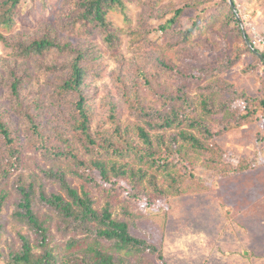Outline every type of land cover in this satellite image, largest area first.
Segmentation results:
<instances>
[{
    "label": "trees",
    "instance_id": "1",
    "mask_svg": "<svg viewBox=\"0 0 264 264\" xmlns=\"http://www.w3.org/2000/svg\"><path fill=\"white\" fill-rule=\"evenodd\" d=\"M136 1L63 0L59 6L57 0H0V41L13 50L15 58L5 63V75L0 73V88L8 91L11 106L9 117L0 109V213L11 194L10 186L17 194L13 219L32 234L30 238L19 233L17 248L10 247L5 255L0 250V264H129L120 253L141 257L139 264H154L145 255L156 256L164 264L161 250L133 232L131 211L122 210L121 220L107 202L98 209V199L119 196L121 201L137 203L144 199L146 205L154 204L146 195V188H139L143 180L161 197L180 195L194 178L186 148L209 154V167L206 166L218 171L216 174L246 168L229 164L224 167L227 171L220 169L225 161L214 141L227 133L232 124L257 121L255 114L264 111V96L251 98L238 93L234 85L217 77L223 67L210 70L191 65L190 41L204 36L220 17L222 30L233 32L243 44L240 53H251L264 63V52L259 50L264 48L248 46L242 37V21L235 15L237 0H179V7L162 9L157 17L161 22L156 27L145 23L142 43L137 28L129 30V47H135L134 52L144 62L131 60L128 70L137 79L131 81L133 94L125 101V110L135 120V140L129 136L128 126L121 124L114 98L107 97L103 104L106 120L96 119L88 90L89 83L102 74L100 71L91 76L90 70L104 67L98 48L90 42L83 45L61 37L65 34L89 40L99 35L106 50L115 51L120 45V29L113 26L109 17L121 14L127 19V5ZM159 4V0H147L151 12ZM203 5L205 9L188 18L191 23L187 27L184 14L197 12ZM28 14L36 15L34 20H42L33 35L36 38L26 33H15L17 38L6 35L21 16ZM151 16L149 13L144 21ZM151 33L178 39L184 45L180 55L189 61L174 63L147 47L143 49ZM248 39L250 42L249 36ZM51 51L65 56L66 61L46 65L39 57ZM18 58L22 59L19 64ZM112 58L117 63V57ZM236 60L226 61L224 70ZM31 66L36 73L49 74L48 81L53 82L48 105L37 97L30 99L27 91L26 95L22 92L31 77ZM155 72L167 75L175 84L154 88L152 85L159 83L154 82ZM115 79L123 85L119 75ZM189 86L196 89L197 99L187 92ZM157 101L160 109L152 105ZM12 114L23 121V128L11 125ZM22 146L51 166L38 167L40 175L21 173ZM179 156L188 173L182 174L183 168L177 174L172 171L178 167L174 160ZM160 175L168 181V193L159 188ZM124 179H128V187L121 183ZM49 184L53 189H46ZM55 232L62 237L60 243L53 242Z\"/></svg>",
    "mask_w": 264,
    "mask_h": 264
},
{
    "label": "rangeland",
    "instance_id": "2",
    "mask_svg": "<svg viewBox=\"0 0 264 264\" xmlns=\"http://www.w3.org/2000/svg\"><path fill=\"white\" fill-rule=\"evenodd\" d=\"M57 1L60 6L63 0ZM142 1L137 0L127 5V19L121 14H112L109 17L113 26L120 29V45L115 51L106 50L99 35H95L89 40L71 38L65 34L61 37L70 41L74 40L76 43L83 45L86 44L83 42H90L97 46L99 61L103 63L104 67L101 70H90L91 76H97L100 71L102 74L98 80L89 83L88 90L90 103L97 112L96 119L105 117L104 120H106L103 104L106 102L107 97L114 98L119 105L117 108L119 120L123 126H128V130H131L129 136L133 140H135V130L133 128L135 120L125 110V101L128 95L133 94L131 81L137 79L133 78L130 73L128 74V70L131 60L138 61L140 64H144V62L134 52L136 48L134 46V48L129 47L127 32L137 28L139 43H142L144 34L142 29L145 23H150L156 27L161 22L158 21L157 17L162 9L177 8L180 5L179 0H159L160 4L151 12L147 0L143 1L144 3ZM236 2L238 12L235 15L242 21L240 22V29L245 43L247 44V40L249 41L248 36L264 38V0H237ZM205 8L203 5L198 8L197 12L187 11L184 14L186 26L188 27L191 23L190 17ZM149 13L152 16L149 20L144 21ZM168 15L171 16V14ZM35 16L33 14L21 16V20L6 35L14 36L15 33H26L29 37L36 38L33 35L37 33L36 30L41 26L40 22L42 20H34ZM204 34L201 37L203 38L202 42H200L201 38L190 41L193 54L191 65L198 69L209 68L210 70L223 67L217 77L234 85L238 93H244L251 98L264 96V63H260L255 55L251 53H240L243 44L233 32L226 33L222 30L221 17ZM14 38L17 37L14 36ZM148 39L150 40L143 49L147 47L148 50L159 53L174 63L189 61L185 59V56L180 55L181 52H184L182 51L184 45L179 43L178 39H165L152 33L148 36ZM259 50L264 52V49ZM13 53L11 48L5 47L0 41V73H3V75L6 71L4 68L5 63H11L15 59L12 56ZM112 56L117 57V63H115ZM39 58L46 65L66 61L65 56H60L54 51ZM231 59L237 60L229 69L224 70L226 67L225 62ZM16 61L19 64L22 59L18 58ZM251 67H254V69ZM29 68L31 77L24 85L23 94L26 95L25 92L27 91V96L30 99L37 97V99L43 100L45 105H48V92L50 88H53L52 80L48 81L47 76L49 74L36 73L33 71L32 66ZM117 75L122 79L123 85L116 81L115 77ZM129 79L130 84H128ZM154 82H159L156 86L152 85L158 89L168 88L169 85L175 84V80L157 72H155ZM187 92L194 99H197V91L193 86H189ZM152 105L156 109L161 108L158 101ZM240 105L242 107L243 103L241 102ZM10 108L8 91L5 87H1L0 109L4 110L9 117ZM255 117L258 120L253 123L241 126L232 124L227 133L214 141L221 149L220 155L225 161L223 165H219L220 169H224L229 164L233 168L246 165L245 169H238L235 172L224 169L227 171L225 174H216L218 171L208 168L207 158L209 154H197L186 148L189 153L187 160L192 163L189 164V167H193L194 178L189 182L192 185H185L181 189L180 195L172 194L173 196L161 197L153 189L148 188L146 180H143L139 188H146L145 193L155 201L154 204L146 205L144 199L137 203H131L127 199L121 201L119 196H113L107 199H98L97 208L100 209L107 202L111 205L113 213L121 220L124 219L122 210L131 211L135 223L133 232L146 238L151 245L161 250L164 264H263L262 259L264 258L261 254L264 225L261 226V220H264V212L260 209L257 211L251 209L252 211L249 213L250 206L247 209L244 207L246 202L253 207L264 203V111H258ZM11 123L12 126L19 129L24 126L23 121L13 114ZM105 128L108 130L109 124H106ZM18 135L21 144L20 134L18 133ZM138 143L141 145V141ZM23 148V164L19 168L21 173L40 175L38 167L51 166V164L42 161L33 151L25 148V146ZM218 155H214V157ZM174 161L178 162V170L176 168L172 170L173 172L176 171L175 174L179 172V168H183L182 174L185 171L188 173V169L182 166L183 160L180 156ZM212 165L214 166V164L210 166ZM135 169H138V166ZM122 182H124L123 185L128 187V179H124ZM158 182L159 188L168 193V185L166 184L168 181L160 175L158 176ZM73 184L79 185L77 181H73ZM8 188L11 194L0 213V250L4 255L7 254L10 247L17 248L19 246L17 238L19 233L32 238L29 229L13 219L17 194L10 186ZM46 189L51 190L53 187L49 184ZM126 221L128 224H132L130 219H126ZM240 237L254 246V258L248 255L241 258L239 253L236 252L239 251L245 255L244 242L239 240ZM61 239L59 233H53V242L60 243ZM233 242L237 244L240 242L243 246L242 250L239 249V245ZM230 250L231 252H229ZM120 255L129 264H139L141 258L135 257V255L125 256L123 253H120ZM144 258L150 262L152 260L154 264H161L156 256L145 255Z\"/></svg>",
    "mask_w": 264,
    "mask_h": 264
},
{
    "label": "crops",
    "instance_id": "3",
    "mask_svg": "<svg viewBox=\"0 0 264 264\" xmlns=\"http://www.w3.org/2000/svg\"><path fill=\"white\" fill-rule=\"evenodd\" d=\"M250 206V212L249 213H251V211L252 210H263V212H264V203H260V204H258V205H256V206H251L248 202H246L245 204H244V207L247 209L248 207ZM252 209V210H251ZM249 213H247V214H249ZM246 214V215H247ZM245 215V216H246ZM262 217V216H261ZM264 225V220H261V226H263ZM239 240L241 241V242H244V247H245V255H243L241 252H239V251H236L237 253H239V256L242 258H245V257H247V255L248 256H250V257H252V258H254L253 257V250H254V246H252L250 243L248 244V242H247V240H245L244 241V239L243 238H239ZM237 241V240H236ZM234 244H236V245H239V249L240 250H242V248H243V246L241 245V243L240 242H238V244L237 243H235V242H233ZM262 245H263V247H262V254H261V256H262V258H264V240L262 241ZM249 246H251V247H249ZM255 251V250H254ZM229 252H231V250L229 251ZM256 258H261V257H256ZM261 258V259H262ZM262 261H263V264H264V259H262ZM252 262V261H251Z\"/></svg>",
    "mask_w": 264,
    "mask_h": 264
},
{
    "label": "built area",
    "instance_id": "4",
    "mask_svg": "<svg viewBox=\"0 0 264 264\" xmlns=\"http://www.w3.org/2000/svg\"><path fill=\"white\" fill-rule=\"evenodd\" d=\"M260 37V36H259ZM259 37H252L250 36L251 38V41L249 42L250 46H254V47H264V38H259Z\"/></svg>",
    "mask_w": 264,
    "mask_h": 264
},
{
    "label": "water",
    "instance_id": "5",
    "mask_svg": "<svg viewBox=\"0 0 264 264\" xmlns=\"http://www.w3.org/2000/svg\"><path fill=\"white\" fill-rule=\"evenodd\" d=\"M237 18H238V17H237ZM243 34H244V33H243ZM244 37H245V36H244ZM247 44L250 45L248 40H247Z\"/></svg>",
    "mask_w": 264,
    "mask_h": 264
}]
</instances>
